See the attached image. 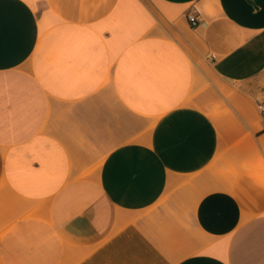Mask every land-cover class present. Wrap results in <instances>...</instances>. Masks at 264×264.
I'll list each match as a JSON object with an SVG mask.
<instances>
[{
	"label": "crops",
	"instance_id": "crops-1",
	"mask_svg": "<svg viewBox=\"0 0 264 264\" xmlns=\"http://www.w3.org/2000/svg\"><path fill=\"white\" fill-rule=\"evenodd\" d=\"M260 105L264 0H0V264H264Z\"/></svg>",
	"mask_w": 264,
	"mask_h": 264
},
{
	"label": "built area",
	"instance_id": "built-area-1",
	"mask_svg": "<svg viewBox=\"0 0 264 264\" xmlns=\"http://www.w3.org/2000/svg\"><path fill=\"white\" fill-rule=\"evenodd\" d=\"M198 14H199V8L194 5L193 8L187 12V20L192 26H196L198 24ZM262 115L264 116V106H259Z\"/></svg>",
	"mask_w": 264,
	"mask_h": 264
}]
</instances>
